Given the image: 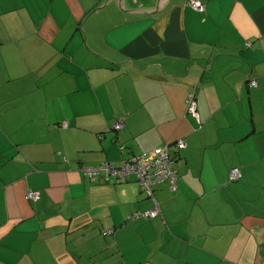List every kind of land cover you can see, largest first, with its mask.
<instances>
[{"label":"crops","instance_id":"0c3cea01","mask_svg":"<svg viewBox=\"0 0 264 264\" xmlns=\"http://www.w3.org/2000/svg\"><path fill=\"white\" fill-rule=\"evenodd\" d=\"M197 1L0 0V264H264V0Z\"/></svg>","mask_w":264,"mask_h":264},{"label":"built area","instance_id":"2783aa9c","mask_svg":"<svg viewBox=\"0 0 264 264\" xmlns=\"http://www.w3.org/2000/svg\"><path fill=\"white\" fill-rule=\"evenodd\" d=\"M189 4L196 11H202L204 9V5L200 1L190 0ZM256 85V82L252 83V86ZM189 100L190 102L188 111L199 118L197 115L196 101L194 96L191 95ZM63 126L68 127V123L64 122ZM115 129H121V123L115 125ZM179 146L183 148L184 143L180 142ZM143 158L144 156H133L128 160H124L119 168L115 167L113 164H107L100 167H84L82 168V170L91 179L101 176V173H105L108 177L116 176L122 179H126L129 176H135L140 182L142 190L150 197H153L154 185L162 183L164 181H168L170 183L173 191L176 190L177 172L172 168L173 161L168 148L161 150L158 157L153 162L144 163ZM241 178L242 171L239 168H235L231 171V181H237ZM39 197L40 195L37 192H30L27 196L28 199L34 201L38 200ZM160 213V207L158 204H156L153 210L146 212H137L132 217L155 218L159 216Z\"/></svg>","mask_w":264,"mask_h":264},{"label":"trees","instance_id":"16d2710c","mask_svg":"<svg viewBox=\"0 0 264 264\" xmlns=\"http://www.w3.org/2000/svg\"><path fill=\"white\" fill-rule=\"evenodd\" d=\"M190 1V0H189ZM201 2V1H200ZM202 3V2H201ZM203 4V3H202ZM204 5V4H203ZM205 6V5H204ZM249 44V47H250V43H248ZM253 82H256L257 83V85L256 86H252V83ZM258 85H259V83H258V81L257 80H251L249 83H248V87H250V89L251 88H257L258 87ZM194 96V95H193ZM194 98H195V96H194ZM195 101H196V98H195ZM189 102H190V100H189ZM196 103H197V101H196ZM188 113L189 114H191V115H193L192 113H190L189 111H188ZM197 113H198V107H197ZM195 119V118H194ZM199 119V118H198ZM63 124H64V122L61 124V126L62 127H64L63 126ZM183 142V141H182ZM184 143V147L183 148H181L180 146H179V143L178 144H176V146L178 147V149H179V151H181V150H183V149H185L186 148V143L185 142H183ZM168 151H169V149H168ZM170 153V152H169ZM170 155H171V158H172V161H173V165H172V168L174 169V170H176V162H177V157H175V156H173L171 153H170ZM124 161V160H123ZM123 161L120 163V164H116V163H113V162H105V163H102V164H99V165H96V166H89V167H100V166H103V165H107V164H113L115 167H117V168H119L121 165H122V163H123ZM237 168V167H236ZM233 169H235V168H233ZM232 169V170H233ZM240 169V168H239ZM231 170V171H232ZM241 170V169H240ZM231 171H230V173H231ZM178 174V173H177ZM87 176V175H86ZM101 176H103V178L104 179H107V181L108 182H116V183H118V182H125V181H128L129 179H132L133 177L132 176H129V177H127L126 179H122V178H118V177H116V176H107L105 173H101ZM101 176H99V177H96V178H94V179H91L89 176H87L90 180H97L98 178H100ZM136 178V177H135ZM242 178H243V174H242ZM241 178V179H242ZM137 179V178H136ZM177 179H178V177H177ZM229 179H230V175H229ZM241 179H239V180H237V181H240ZM231 181V180H230ZM164 182H166V181H164ZM168 182V181H167ZM231 182H235V181H231ZM169 183V182H168ZM141 189H142V187H141ZM177 191V187H176V190H174V192H176ZM32 192H35V191H32ZM38 193V192H37ZM29 201H33V202H37L38 200H36V201H34V200H30V199H28ZM135 214V213H134ZM134 214H132V216L134 215ZM132 216H130L129 218H130V220H132ZM132 217V218H131ZM158 217V216H157ZM144 219V218H146V217H139V219ZM156 218V217H155ZM133 219H138V218H133ZM146 219H154V218H150V217H148V218H146ZM106 235H108V234H111V232L110 233H105Z\"/></svg>","mask_w":264,"mask_h":264},{"label":"water","instance_id":"95a60500","mask_svg":"<svg viewBox=\"0 0 264 264\" xmlns=\"http://www.w3.org/2000/svg\"><path fill=\"white\" fill-rule=\"evenodd\" d=\"M111 0H108V2H110ZM107 2V3H108ZM106 3V4H107ZM167 3V0H160V3H159V6H158V8L155 10V11H152V12H144V11H141V10H139V11H133V12H128L127 10H126V3H125V8H122L121 6V8L122 9H124L127 13H154V12H157V11H160L161 9H163L164 8V6H165V4ZM105 4V5H106ZM104 6V5H103ZM103 6H101L100 8H98V9H96V10H99V9H101ZM95 10V11H96ZM95 11H93V12H95ZM92 12V13H93ZM91 13V14H92ZM81 28V27H80ZM82 32V31H81ZM83 34V33H82ZM84 35V34H83ZM85 43H86V39H85ZM87 47V46H86ZM88 49V48H87ZM91 52V51H90ZM95 55V54H94ZM97 56V55H96ZM99 57V56H98ZM107 61V60H106ZM112 63V62H111ZM125 64H131V63H125ZM118 65H121V64H118ZM135 68V67H134ZM144 73V72H143Z\"/></svg>","mask_w":264,"mask_h":264},{"label":"rangeland","instance_id":"374dc122","mask_svg":"<svg viewBox=\"0 0 264 264\" xmlns=\"http://www.w3.org/2000/svg\"><path fill=\"white\" fill-rule=\"evenodd\" d=\"M180 143V142H179ZM128 159H130V157L129 158H126L125 160H128ZM133 178H135V176H132ZM136 179V178H135ZM136 181H137V179H136Z\"/></svg>","mask_w":264,"mask_h":264}]
</instances>
